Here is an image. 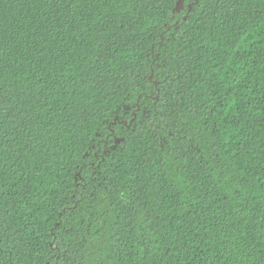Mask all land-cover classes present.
<instances>
[{"label":"trees","instance_id":"1","mask_svg":"<svg viewBox=\"0 0 264 264\" xmlns=\"http://www.w3.org/2000/svg\"><path fill=\"white\" fill-rule=\"evenodd\" d=\"M0 0V264H264V0Z\"/></svg>","mask_w":264,"mask_h":264},{"label":"water","instance_id":"2","mask_svg":"<svg viewBox=\"0 0 264 264\" xmlns=\"http://www.w3.org/2000/svg\"><path fill=\"white\" fill-rule=\"evenodd\" d=\"M184 3H185V0H180L178 2L177 8H176L177 12H181L184 9Z\"/></svg>","mask_w":264,"mask_h":264}]
</instances>
